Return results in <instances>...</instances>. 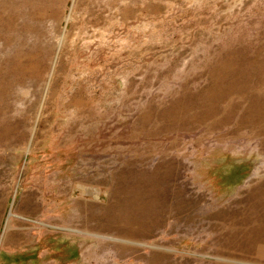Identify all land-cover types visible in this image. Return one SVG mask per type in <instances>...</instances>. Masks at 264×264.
Masks as SVG:
<instances>
[{
    "label": "rangeland",
    "instance_id": "374dc122",
    "mask_svg": "<svg viewBox=\"0 0 264 264\" xmlns=\"http://www.w3.org/2000/svg\"><path fill=\"white\" fill-rule=\"evenodd\" d=\"M0 264H264V0H0Z\"/></svg>",
    "mask_w": 264,
    "mask_h": 264
}]
</instances>
